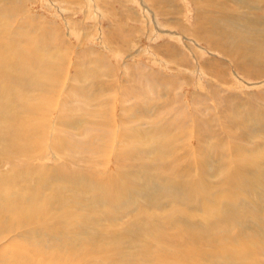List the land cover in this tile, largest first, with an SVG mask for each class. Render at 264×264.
I'll return each instance as SVG.
<instances>
[{
	"label": "bare ground",
	"instance_id": "obj_1",
	"mask_svg": "<svg viewBox=\"0 0 264 264\" xmlns=\"http://www.w3.org/2000/svg\"><path fill=\"white\" fill-rule=\"evenodd\" d=\"M7 1L0 0V243H6L0 247V264H103L110 260L109 264H128L121 244L130 235L124 231L132 229L143 230L137 236L132 233L139 263L264 264V225L257 227L259 217L264 222V172L256 157L264 149L259 142L263 137L259 135H264V90L259 95L233 93L226 77L229 66L242 68L252 77L264 76V16L258 0H232L231 7L227 0H198L209 3L197 11L195 20L203 18L218 39L203 43L207 48L218 46L212 51L227 60L226 64L219 59L204 63L209 87L220 103L211 96L197 102L202 95L198 87L190 101L198 110L190 113L194 108H186L180 88L168 86L170 76L154 75L139 63L134 71L124 72L123 119L116 132L110 123L109 93L116 90L111 74L106 75L112 79L108 85L97 80L90 81L91 87L72 90L90 100L103 93V123L90 127L89 117L81 111L65 101L54 102L70 51L68 40L60 37L53 24L44 31L43 22L36 18L7 12L3 7ZM162 2L170 4V0ZM261 4L264 0H259ZM235 7L246 8L240 11L246 13L244 23L233 16ZM201 30L198 26L193 34ZM51 36L55 41L48 40ZM119 41L118 36L111 39L114 44ZM252 46L259 66L245 65L249 59L244 49ZM47 51L62 57L48 56ZM83 54L78 57L81 71L77 75H100ZM42 69L50 74L53 70L54 76H42ZM23 73H29L30 80L21 79ZM38 79L42 86L35 87ZM145 86H150L154 100L143 103L141 109ZM234 96L239 103H233ZM252 96H259V103L250 102ZM54 109L59 113L52 123L49 117L54 118ZM166 137L185 147L191 158L169 164L176 147L171 145L169 157ZM45 148L55 153L59 165L29 163L45 159ZM103 153L116 156L118 166L112 172ZM207 154L212 155V164L203 159ZM120 161L140 162L141 167L130 169L119 165ZM212 177L217 184L207 181ZM20 182L24 186L15 190L17 183L22 186ZM249 204L259 205L252 215L253 227L246 219L243 225L237 220ZM103 226L107 235H119L120 240L105 245L100 238ZM33 233L49 238L53 251L42 247L40 237L35 246Z\"/></svg>",
	"mask_w": 264,
	"mask_h": 264
},
{
	"label": "rangeland",
	"instance_id": "obj_2",
	"mask_svg": "<svg viewBox=\"0 0 264 264\" xmlns=\"http://www.w3.org/2000/svg\"><path fill=\"white\" fill-rule=\"evenodd\" d=\"M227 1L230 2L227 4L231 7L232 0ZM208 3L209 2L201 3L198 0H170L169 5L163 4L162 0H8L3 7L9 13H19L25 17L36 18L43 22L41 26H43L44 31L51 30V26L54 27L53 25H55L56 31V27L59 28L58 33L60 32V37L65 41L68 40L70 51L67 52L64 58L65 61H63V73L57 85L60 92L58 96L54 97V102L59 105L58 102L62 100L66 102L68 107L76 108L81 111L83 117H89L90 127H94L96 123H103V100H105L103 93L97 99L90 100L87 95L83 93L74 94L72 90L74 88L91 87L92 83L90 81L97 80L108 85L110 81H112L111 78H113L116 90H114L115 92L110 91L109 93V103L112 104L110 123L111 126L113 124L112 128L114 127V132H116L119 130L118 126L121 124L118 122L119 119H123L120 113L122 110L121 101L123 98V89H125L126 85L124 81V72H126L127 69H129V71H134V67L139 63L141 65L144 64V69L147 71L145 68L147 67L148 71H151L150 73L154 75L158 72V76L165 79H170V76L171 82L168 86L180 88V97L183 102L185 100L184 104L186 108H194L190 110V113L198 110V106L190 102L198 87L202 95L196 98L197 102H205L211 96L212 99L220 103V101L214 98L213 92L209 87L204 63L213 59H219L224 63L227 62V60L224 61L222 55H217L215 54L216 52L212 51L213 49H217L218 46L215 48H207V46L204 45L203 42L207 41L208 38L213 39V42L218 41V39L211 34L209 25L207 23L204 24L203 18L195 20L198 14L197 11L201 7H205ZM258 7L264 16V6L262 4L259 5V0ZM245 10V7H235L233 16L238 19L239 23L245 22L242 20H244L243 16H246V13L240 12ZM45 21L48 23H45ZM262 21L260 20L259 23ZM198 26H201L202 30L198 35H194L193 32L196 31ZM113 36H118L120 41L115 44L112 43L111 39ZM48 40L55 41V38L51 36ZM258 46L259 43L256 44L257 51H259ZM71 50L73 52H71ZM244 50L249 59L245 65L251 66L257 63L259 66L258 54L253 49V46L251 49L246 48ZM81 52L86 55V58L91 60L89 63L90 67L99 69L100 75L98 74L97 77L93 75L92 78H80L79 75H77L78 72L81 71L78 58ZM46 55L55 57L56 59L62 57V53H54L52 51H47ZM95 57L100 60L97 61ZM192 62L194 67H192ZM82 64L87 66V63L82 62ZM103 67L105 69L104 72ZM229 69L230 71L226 77L229 79L231 92L244 95H249L250 93L259 95V91L264 90V76L259 78V73L254 77L246 75L242 68L234 69L232 66H229ZM253 69H256V67H253ZM200 71L202 72L201 74ZM39 72L42 76L50 74L48 69H42ZM109 73L111 74V78L106 76ZM28 75L30 76L29 73H23L20 74V77L23 80H30L31 76L28 77ZM50 75L52 77L54 76L53 70H51ZM75 75L80 79H75ZM49 79H47V81ZM53 85L56 84L53 82ZM40 86H42L41 79H38L35 87ZM149 87L150 86H145L142 90L144 99L139 103L141 109H143V103L154 100L152 93L147 89ZM26 90H29L28 86H26ZM232 99L235 104L240 102L235 96L234 98L232 97ZM42 101L45 102V99ZM217 102L213 103L218 104ZM250 102L259 103V96H252ZM94 110H98L99 113L93 115L92 112ZM58 113L59 110L54 109V112L51 114L54 118L52 119L49 117V121L52 123L56 122ZM259 136H263L259 138V142L264 144V135ZM47 141L49 140L47 139ZM164 141L165 144L170 146L169 157L171 155V145L176 147L172 157L168 158L169 164L181 158H183V162H187L191 158L190 155H187V149L185 147L181 148L178 143L172 142L170 137H166ZM49 143H47L48 146ZM193 145H195L194 141ZM43 155L45 159H34L33 161H29L32 160L30 158L28 161L36 166L44 164L43 166L55 167L60 164L58 160H54V158L58 157L53 151L50 153V150L45 148ZM69 157H74V155L69 153ZM256 157L259 160L260 170L264 172V149L257 153ZM103 159L106 160L105 165L111 166V168L109 167L110 172H112L111 169L113 166H118L115 164L116 156L113 154L103 153ZM203 159L208 164H212L211 154L204 155ZM138 163H132L130 161L121 163L120 161L119 165L128 166L130 169H138L141 167L138 166ZM97 166L98 165L95 167ZM207 181H212L214 184L218 183L214 177ZM20 183L22 185L21 187L18 183L14 185L15 190L20 191V188L25 184V182ZM5 187L8 189V186L5 185ZM42 192L44 191L42 190ZM256 210H259V205H247V209L239 212L237 218L238 222L243 225L242 220L246 219L248 220V226L253 227L252 215ZM262 214L263 212L261 211V218L264 216ZM93 222H98L96 216H93ZM263 225L264 222L259 217V225H257V227H263ZM203 230L204 229H200L199 231ZM142 231L141 229L124 231L130 234L124 237L126 241L121 244L124 246L122 255H124L125 252L124 258H126L125 260L128 264H143L135 261V257H140V254L136 252L139 250L134 249L137 246L134 245L132 237L134 234L136 236L139 235ZM100 232V238H103V243L105 245H110L113 239L120 240L119 235H107L104 226L100 228ZM12 237L13 235H10L9 239ZM39 237L42 239V247L46 250L53 251L51 240L46 237H41L37 233L32 234L33 244L38 246ZM141 241L142 237H139L138 243H141ZM5 244L4 240L0 243V247H3ZM103 253L108 254L112 253V251H103ZM43 256L47 263L48 257L44 254ZM56 256L57 253L53 255V258ZM13 259L12 257V260ZM110 262L111 260L103 262V264H109ZM97 264H100V262Z\"/></svg>",
	"mask_w": 264,
	"mask_h": 264
}]
</instances>
